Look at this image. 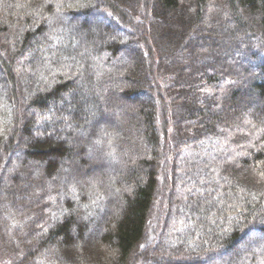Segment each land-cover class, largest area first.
<instances>
[{"label":"trees","instance_id":"1","mask_svg":"<svg viewBox=\"0 0 264 264\" xmlns=\"http://www.w3.org/2000/svg\"><path fill=\"white\" fill-rule=\"evenodd\" d=\"M0 264H264V0H0Z\"/></svg>","mask_w":264,"mask_h":264}]
</instances>
